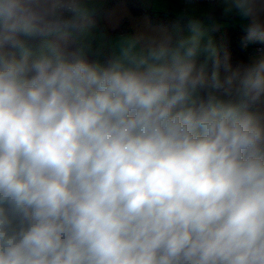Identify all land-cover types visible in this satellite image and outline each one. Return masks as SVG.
Masks as SVG:
<instances>
[{
	"label": "clouds",
	"instance_id": "1",
	"mask_svg": "<svg viewBox=\"0 0 264 264\" xmlns=\"http://www.w3.org/2000/svg\"><path fill=\"white\" fill-rule=\"evenodd\" d=\"M222 2L264 44V0ZM84 14L0 0V264H264V56L198 21L103 64L33 50Z\"/></svg>",
	"mask_w": 264,
	"mask_h": 264
},
{
	"label": "crops",
	"instance_id": "2",
	"mask_svg": "<svg viewBox=\"0 0 264 264\" xmlns=\"http://www.w3.org/2000/svg\"><path fill=\"white\" fill-rule=\"evenodd\" d=\"M110 1L80 0L85 10L82 18L72 26H61L60 31L53 30L48 36L30 41V45L34 51H39L46 43H55L67 52H75L103 64L119 55L121 48L133 40L138 41V49L153 41L158 43L165 36H171L175 44L181 36L190 34L189 23L192 21L200 23L203 42L211 40L217 52L231 40L232 27L248 28L246 21L225 13L222 0H141L144 7L141 13L133 12L126 0H117L105 10ZM148 10L165 15L167 22L154 21ZM122 22L126 23L124 33ZM200 60L203 62L204 57L201 56ZM210 61L206 68L209 76L212 72ZM260 107L264 111V105Z\"/></svg>",
	"mask_w": 264,
	"mask_h": 264
},
{
	"label": "trees",
	"instance_id": "3",
	"mask_svg": "<svg viewBox=\"0 0 264 264\" xmlns=\"http://www.w3.org/2000/svg\"><path fill=\"white\" fill-rule=\"evenodd\" d=\"M116 1L117 0H111L107 4L105 10L109 9ZM126 1L130 4L133 12L141 13L144 11L143 3L141 2V0H126ZM148 11L151 13L154 21L163 22V23L167 22V18L165 15L156 14L152 10H148ZM232 30H233V35L231 40L217 52V56L221 60L228 58L233 65H240L247 63L249 59L244 57V54L241 50V42L245 39L247 35V29L244 26L241 27L234 26L232 27ZM255 44H259L264 47V44H260V43H255ZM211 67H212V61H210V68Z\"/></svg>",
	"mask_w": 264,
	"mask_h": 264
},
{
	"label": "built area",
	"instance_id": "4",
	"mask_svg": "<svg viewBox=\"0 0 264 264\" xmlns=\"http://www.w3.org/2000/svg\"><path fill=\"white\" fill-rule=\"evenodd\" d=\"M211 1H217V0H211ZM121 27H122V33H124L126 23L122 22ZM241 50L244 54V57L249 59V60L254 58V57H259V56L264 55V47L263 46H261L259 44L251 43V44H248L247 47H245L244 40L241 42Z\"/></svg>",
	"mask_w": 264,
	"mask_h": 264
}]
</instances>
